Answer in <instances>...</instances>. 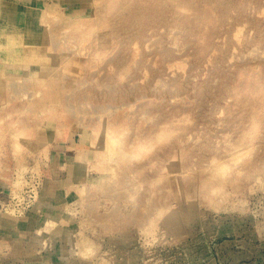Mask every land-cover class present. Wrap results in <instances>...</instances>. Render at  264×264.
Segmentation results:
<instances>
[{"label": "rangeland", "instance_id": "374dc122", "mask_svg": "<svg viewBox=\"0 0 264 264\" xmlns=\"http://www.w3.org/2000/svg\"><path fill=\"white\" fill-rule=\"evenodd\" d=\"M20 1L0 213L55 264H264V0Z\"/></svg>", "mask_w": 264, "mask_h": 264}, {"label": "crops", "instance_id": "0c3cea01", "mask_svg": "<svg viewBox=\"0 0 264 264\" xmlns=\"http://www.w3.org/2000/svg\"><path fill=\"white\" fill-rule=\"evenodd\" d=\"M18 1L0 0V9L7 8L9 10L8 7H18L21 10L22 3L20 0ZM37 219L38 217L33 213L24 219L0 213V264L58 263L54 262L56 259L53 254H46V251H43L46 245L45 241L51 239V231L45 230L38 223L40 220L37 222ZM38 227L43 230L42 238L36 236Z\"/></svg>", "mask_w": 264, "mask_h": 264}]
</instances>
